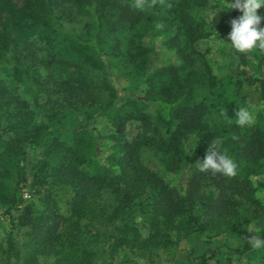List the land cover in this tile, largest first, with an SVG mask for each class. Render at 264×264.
I'll list each match as a JSON object with an SVG mask.
<instances>
[{"label":"trees","instance_id":"trees-1","mask_svg":"<svg viewBox=\"0 0 264 264\" xmlns=\"http://www.w3.org/2000/svg\"><path fill=\"white\" fill-rule=\"evenodd\" d=\"M209 5L0 0V73L32 95L24 99L0 81V209L11 228H27L22 254L13 229L0 222L2 264H98L118 250L130 254L128 264H161L179 241L206 232L215 241L197 239L189 255L205 257L225 236L236 240L239 256L254 250L249 238L264 237L258 196L264 183L254 180L264 171V113L243 126L235 113L254 87L264 102V48L241 57L246 66L248 56L257 57L260 75L244 69L217 75L196 46L219 24L218 16L202 14ZM257 12L264 16V7ZM157 38L180 63L153 69L147 41ZM114 71L125 84L118 85ZM74 113L84 121L66 125ZM103 118L112 127L104 160L96 133ZM132 121L138 126L130 139ZM216 139L236 162L235 176L199 170L197 161ZM144 152L161 171L145 163ZM167 174L181 177L172 184ZM30 178L40 203L16 215L21 184ZM257 264H264V252Z\"/></svg>","mask_w":264,"mask_h":264},{"label":"rangeland","instance_id":"rangeland-1","mask_svg":"<svg viewBox=\"0 0 264 264\" xmlns=\"http://www.w3.org/2000/svg\"><path fill=\"white\" fill-rule=\"evenodd\" d=\"M15 2L19 3L20 0H14ZM231 0H226V3H230ZM223 6V0H210V5L202 12V14L206 17H212L214 13H216V16L219 18V24L212 26V33L208 39H205L203 41H200L197 43V48L201 51L207 52V57L212 63L214 72L222 77L228 76L230 70L234 71V74L239 76V72L241 69H244L245 71H248L250 74L254 75H260V67H259V61L257 57L255 56H248L249 58V65H242V55L244 52H239L234 50L229 43L227 42V36L228 33L231 30V20L235 19L237 14L240 16L242 13L238 9L233 8H225L220 9ZM226 40V41H223ZM149 47H152V50L154 52L153 55V69H156L162 65L167 64H178L180 63L179 56L173 48L168 47L162 40V38L154 39V41H147ZM114 75L116 77V81L119 86H122L125 84V81H123L120 77H118V74L114 71ZM0 81L3 82L5 85H7L11 90L14 91L17 95L20 97L31 100L32 95L30 91L25 88L23 85H20L16 83L11 76L0 73ZM251 99L249 98L247 101L246 109H249L253 113V119L255 118V115L257 112L264 113V102L259 99L258 94V88L254 87L251 89ZM44 96H41V101H44ZM158 107L152 106L150 108L151 111H154ZM35 112H38L35 109ZM84 116L83 113H74L71 115L66 121V125H74L75 123L83 122ZM138 123L135 121H132L128 125L127 134L128 137L131 139L137 130ZM96 133L100 139V142L103 146L102 150V159H106V157L109 154V146L110 145V139L109 135L112 133V127L107 119H101L97 126H96ZM196 138L193 139L195 141ZM197 141L194 144L193 147L196 149ZM29 155L31 157L38 158L40 156V153L37 151H31L29 150ZM143 159L145 163H147L151 168L155 170H160L161 165L159 162L151 157L149 153L144 152L143 153ZM161 171V170H160ZM159 171V172H160ZM181 177L180 174H167L166 179L172 182V184H175L178 179ZM254 180L259 181L260 183H264V171L257 176L254 177ZM186 178H183V186H185ZM21 195L23 198V202L19 206V208L14 212L16 215H19V213L22 211L23 206L25 204H28L30 202H34L35 204H39V197L37 195L36 189L32 187L31 185V178L27 183L21 184ZM258 196L260 200H262L264 204V189L258 190ZM0 222L3 225V228L5 227L6 231L9 232L13 229L12 235L15 239L16 245L18 249L22 250L23 254V243L26 240V227H13L11 228L9 224V220L4 214L2 213V210L0 209ZM255 232V228L253 229ZM146 231H144V234ZM5 236L6 233L0 229V245L1 243H5ZM197 239H206L210 241H215V235L213 233L206 232L202 234ZM196 237L193 238H187L179 241L177 246L170 251L169 254L163 253L161 255L162 263L161 264H257L258 262V256L264 252V249H254L247 254L245 253L242 256H239L237 253H235L232 249L235 248L237 242L236 240H228L227 237L221 238L223 243H220L219 246H212L211 251H209L205 257L200 258L198 255L201 253L197 251V255L195 254L189 255V252L191 249L195 247V244L197 243ZM216 249H215V248ZM200 251V250H199ZM130 254L125 250H118L113 255L109 256V258L105 261H101L98 264H128L129 263ZM15 263H18V261H21L18 258H14ZM0 264H2V258L0 253Z\"/></svg>","mask_w":264,"mask_h":264},{"label":"clouds","instance_id":"clouds-1","mask_svg":"<svg viewBox=\"0 0 264 264\" xmlns=\"http://www.w3.org/2000/svg\"><path fill=\"white\" fill-rule=\"evenodd\" d=\"M264 7V0H231L226 3L223 0V6L220 9L233 8L242 13L238 18L232 19L231 30L227 36V42L236 51L246 52L257 47L264 48V27H260L264 16L258 14L257 10ZM216 13L213 15L215 18ZM223 41H226L223 39ZM236 115V123L243 126L254 122L253 113L246 108H239ZM197 140L188 141V154L190 147ZM222 140L216 139L211 142L204 158L198 162L200 171H212L225 176H235L237 174L236 162L222 150ZM259 231L258 229H256ZM251 246L254 249L264 248V237H250Z\"/></svg>","mask_w":264,"mask_h":264}]
</instances>
